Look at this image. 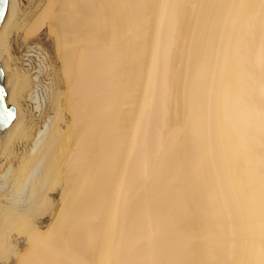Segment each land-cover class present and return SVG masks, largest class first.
<instances>
[{"label": "bare ground", "instance_id": "1", "mask_svg": "<svg viewBox=\"0 0 264 264\" xmlns=\"http://www.w3.org/2000/svg\"><path fill=\"white\" fill-rule=\"evenodd\" d=\"M32 3L0 26V264H264V0Z\"/></svg>", "mask_w": 264, "mask_h": 264}, {"label": "built area", "instance_id": "2", "mask_svg": "<svg viewBox=\"0 0 264 264\" xmlns=\"http://www.w3.org/2000/svg\"><path fill=\"white\" fill-rule=\"evenodd\" d=\"M31 0H23L25 4H29ZM23 66L30 71L33 75L39 76L40 65L44 61L40 50L34 46H23L18 50Z\"/></svg>", "mask_w": 264, "mask_h": 264}, {"label": "rangeland", "instance_id": "3", "mask_svg": "<svg viewBox=\"0 0 264 264\" xmlns=\"http://www.w3.org/2000/svg\"><path fill=\"white\" fill-rule=\"evenodd\" d=\"M39 1H41V0H31L29 3L33 2L32 4L34 6L35 4L38 5ZM23 10H25L26 13H29L30 14L33 9H30L29 5L27 6V4L24 3ZM21 37H22L21 34H15L14 35V38L12 40V44H11L12 52H13L14 56L16 57L17 63L19 61L17 58H19V52H18V50H20V45L26 46V45H24L22 43ZM32 43H35L36 45L41 46L48 53V55H50L51 60L53 62H55V57H54V54H53V45H52L51 40L46 35V33L43 34V36L40 38V40L35 41V42H32Z\"/></svg>", "mask_w": 264, "mask_h": 264}, {"label": "water", "instance_id": "4", "mask_svg": "<svg viewBox=\"0 0 264 264\" xmlns=\"http://www.w3.org/2000/svg\"><path fill=\"white\" fill-rule=\"evenodd\" d=\"M0 11H2V9H0ZM6 11L3 12V14H0V26L3 22ZM5 109L10 110L14 113V118H11V117L8 118L7 122H5V119H4V117L6 116ZM15 118H16L15 110L12 107H10L7 103V93L4 87V75L0 68V133H3L11 124H13L15 121Z\"/></svg>", "mask_w": 264, "mask_h": 264}, {"label": "snow or ice", "instance_id": "5", "mask_svg": "<svg viewBox=\"0 0 264 264\" xmlns=\"http://www.w3.org/2000/svg\"><path fill=\"white\" fill-rule=\"evenodd\" d=\"M7 5H8V0H0V9H2V11H0V14H3V12L6 11L7 9ZM6 111V116L4 117L5 122L8 121V118H14V113L10 110L5 109Z\"/></svg>", "mask_w": 264, "mask_h": 264}]
</instances>
